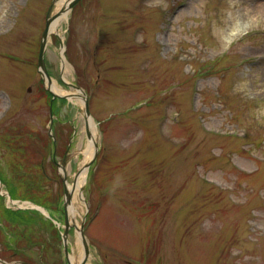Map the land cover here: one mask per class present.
Wrapping results in <instances>:
<instances>
[{
  "label": "rangeland",
  "instance_id": "obj_1",
  "mask_svg": "<svg viewBox=\"0 0 264 264\" xmlns=\"http://www.w3.org/2000/svg\"><path fill=\"white\" fill-rule=\"evenodd\" d=\"M60 1L0 0V258L67 264V189L74 264L83 247L73 225L82 223L86 264H264V18L249 8L255 0H79L62 37L49 34L44 63L51 83L83 98L51 99L38 53ZM8 196L57 223L17 213Z\"/></svg>",
  "mask_w": 264,
  "mask_h": 264
},
{
  "label": "bare ground",
  "instance_id": "obj_2",
  "mask_svg": "<svg viewBox=\"0 0 264 264\" xmlns=\"http://www.w3.org/2000/svg\"><path fill=\"white\" fill-rule=\"evenodd\" d=\"M67 2H68V0L67 1L66 0L60 1V5L62 6L61 9L66 6ZM249 8H251V11H253V13H255L256 15H260L264 18V1L255 0L253 2V4L251 6H249ZM249 14H250V11L248 13H246L245 15L249 16ZM66 15H67V13L64 12L59 17H57L56 19L53 20V22L50 24V28H49L50 34L56 33L57 35L62 37V35H61V23L63 22V20H65L67 18ZM246 24H248V23H246ZM246 24L243 22H241L240 24H237L234 27V33L233 34L234 35L238 34V32L242 28H244L246 26ZM63 51H64V46H62V48H61L62 55H63ZM65 64H66L65 60L63 59V69L67 70ZM50 89L56 95H66L68 97V99L73 98V97H75L77 99L83 98V93L81 91H79V90H76L74 92L65 91V90L61 89L55 82H52L50 84ZM89 127L92 131L90 133V144L88 146L87 153H89V155L91 156L92 155V148H90V147H92L94 141L96 142L97 137H96L95 133L93 132L94 125H93V122L91 120H89ZM86 174H87L86 169H81L78 172V175H76V181L74 183H71L69 186V189L73 193H76V192L81 193L80 188H81L82 184L85 182ZM67 209H68L69 216L72 215L73 213H75V209L73 208L72 204H69ZM68 256H69L70 263L74 264L73 256L70 254Z\"/></svg>",
  "mask_w": 264,
  "mask_h": 264
},
{
  "label": "water",
  "instance_id": "obj_3",
  "mask_svg": "<svg viewBox=\"0 0 264 264\" xmlns=\"http://www.w3.org/2000/svg\"><path fill=\"white\" fill-rule=\"evenodd\" d=\"M78 0H69L66 4L65 7H63L61 9V11H59L56 15L54 16H50V12H51V8H49L48 12H47V15H46V23H45V29L43 31V34H42V40H41V44H40V50H39V56H38V66H39V70H41V75H42V78L44 80H46L48 82V88L47 91H49L50 93L51 92V89H50V84H51V79L47 73V70L45 68V64H44V50H45V45H46V40L50 34L49 32V28H50V24L51 22L57 18L59 15H61L62 13H64L65 11L69 10ZM53 96H56L54 93H52ZM85 117L88 118V104H87V98H85ZM86 129H87V135H89V129H88V122H86ZM65 162H66V159H62L60 161V164L59 167L60 168H63L64 165H65ZM86 168H87V165H86ZM70 200H71V192H69L67 189H65V192H64V209L66 210L67 209V206L69 205L70 203ZM65 222H66V228H65V231H64V235H63V241H64V251H65V254L66 256H68V253H67V239H66V236H67V233H68V228H69V225H68V222H67V214L65 212ZM80 234H81V238H82V243H83V247H84V257L82 259V262L81 264H84L87 260V257H88V246H87V242L83 236V233H82V230H79Z\"/></svg>",
  "mask_w": 264,
  "mask_h": 264
}]
</instances>
